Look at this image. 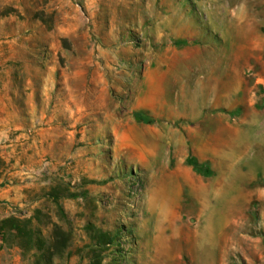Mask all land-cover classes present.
Listing matches in <instances>:
<instances>
[{
  "label": "rangeland",
  "instance_id": "obj_1",
  "mask_svg": "<svg viewBox=\"0 0 264 264\" xmlns=\"http://www.w3.org/2000/svg\"><path fill=\"white\" fill-rule=\"evenodd\" d=\"M0 244L264 264V0H0Z\"/></svg>",
  "mask_w": 264,
  "mask_h": 264
},
{
  "label": "trees",
  "instance_id": "obj_2",
  "mask_svg": "<svg viewBox=\"0 0 264 264\" xmlns=\"http://www.w3.org/2000/svg\"><path fill=\"white\" fill-rule=\"evenodd\" d=\"M192 163H193L195 166H197L196 163H195L194 161H192ZM198 170L201 171V172H203V173H205V174H207V172H208V171H207L206 169H204V168H198ZM11 228H13L14 230H16L17 233H20V234H21V229H20L19 226H12Z\"/></svg>",
  "mask_w": 264,
  "mask_h": 264
},
{
  "label": "crops",
  "instance_id": "obj_3",
  "mask_svg": "<svg viewBox=\"0 0 264 264\" xmlns=\"http://www.w3.org/2000/svg\"><path fill=\"white\" fill-rule=\"evenodd\" d=\"M5 247V246H4ZM0 249H1V244H0ZM5 249H6V247L5 248H2V251H5ZM17 249V248H16ZM17 252V251H16ZM17 258H19V256L17 257L16 256V259ZM3 262L2 261H0V264H2ZM3 264H12V262H10V261H7V262H5V263H3ZM13 264H19L17 261H14V263Z\"/></svg>",
  "mask_w": 264,
  "mask_h": 264
}]
</instances>
